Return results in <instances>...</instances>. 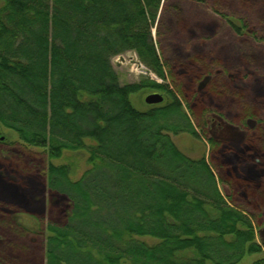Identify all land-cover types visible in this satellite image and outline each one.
Listing matches in <instances>:
<instances>
[{
    "label": "trees",
    "instance_id": "obj_1",
    "mask_svg": "<svg viewBox=\"0 0 264 264\" xmlns=\"http://www.w3.org/2000/svg\"><path fill=\"white\" fill-rule=\"evenodd\" d=\"M129 52L175 92L121 85L112 62ZM148 93L163 103L136 107ZM212 115L246 141L210 135ZM0 125L44 152L45 193L67 201L43 222V264H264V0H0ZM80 151L77 179L53 163Z\"/></svg>",
    "mask_w": 264,
    "mask_h": 264
},
{
    "label": "rangeland",
    "instance_id": "obj_2",
    "mask_svg": "<svg viewBox=\"0 0 264 264\" xmlns=\"http://www.w3.org/2000/svg\"><path fill=\"white\" fill-rule=\"evenodd\" d=\"M152 38L156 43L158 40L156 25L152 29ZM120 58H123L124 61ZM112 63L121 85L137 84L142 80L149 79L157 84L169 86L175 92V88L168 77L162 80L144 65L140 68L139 63L141 61L134 52L118 56L113 59ZM232 78L234 82H237V77L232 76ZM205 84L206 81L203 83V87H205ZM152 94L163 96L161 93L136 95L133 101L135 106L141 109L150 108L145 100ZM208 100L212 104L215 98L210 97ZM186 111L189 113L188 108ZM208 120V130L214 138L237 145H241L246 141L247 132L232 125L220 116L212 115ZM254 124V122H250V127H253ZM173 139L179 149L192 158L205 157L208 162L211 160L210 146L204 140H202L204 145L201 146L194 143V140L189 136H173ZM69 160H72L73 165H75L72 172L73 179L81 177L85 171L90 169L88 155L83 151L66 153L64 157L53 161V163L57 166L71 164L68 162ZM49 161L42 150L27 147L19 141L17 135L0 125V168L3 175L1 176L5 179L1 184L2 190L0 189V193L2 199L9 203V206L0 205L8 209H15L12 207V203L20 202L25 211L0 218V260L2 261L0 264H43V250L40 246L41 231L45 227L43 225L51 220L62 221L64 212H68L67 201L63 197L49 195L48 192L45 193L47 191L45 187ZM13 188L19 189V195L22 197L20 201L15 198L16 194H14ZM43 222L46 223L43 224ZM145 241L151 245L155 244V241L151 239ZM260 257L264 258V251ZM251 263V260H248L242 264Z\"/></svg>",
    "mask_w": 264,
    "mask_h": 264
},
{
    "label": "water",
    "instance_id": "obj_3",
    "mask_svg": "<svg viewBox=\"0 0 264 264\" xmlns=\"http://www.w3.org/2000/svg\"><path fill=\"white\" fill-rule=\"evenodd\" d=\"M122 61H124L123 58H121ZM163 97L159 94H152L150 96H148L146 98V103L148 105H156V104H160L161 102H163Z\"/></svg>",
    "mask_w": 264,
    "mask_h": 264
}]
</instances>
